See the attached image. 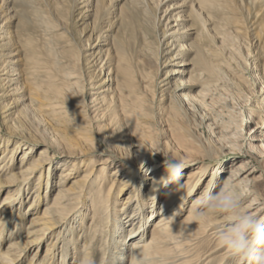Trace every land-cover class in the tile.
Returning a JSON list of instances; mask_svg holds the SVG:
<instances>
[{
	"label": "rangeland",
	"instance_id": "1",
	"mask_svg": "<svg viewBox=\"0 0 264 264\" xmlns=\"http://www.w3.org/2000/svg\"><path fill=\"white\" fill-rule=\"evenodd\" d=\"M194 1L197 2L193 6L197 15L194 14L191 21L180 22L186 26L193 24L194 32L189 35L177 32L171 38L189 44L182 63L179 57L171 59L173 53H168L172 52L171 47L165 46L170 37L163 39V26L155 19L163 14L159 11L165 7L159 6L162 0H103L105 7L102 11L90 12L87 18L78 15L77 6L81 4L76 2L75 5L74 0H0V68L6 72L0 75V135L3 138L0 142V168L4 163L8 173L14 171L24 156L30 162L41 150L45 151L42 157L48 161L42 168V182L32 184L19 199L23 213L21 226L27 223L31 214L27 207L36 195L37 186L41 195L48 196L44 202L53 196L56 185L53 182L62 171V163L72 169L64 187L69 186L71 178L91 170L93 164L107 156L106 175L125 160L139 173L151 165L164 169L165 157L169 156L183 159L185 166L192 162L195 167L208 166L211 172L215 166H224L227 159H215L211 153L213 148L203 150L199 148L201 145L207 146L213 140L216 144L249 141L251 129L264 124L262 77H259L264 75V6L261 0ZM188 5L182 13L187 14ZM90 46H94L90 51L101 54V61L92 67L88 64L92 57L85 56ZM211 59L224 74L217 78L221 82L219 90L206 92L200 90V85L206 80L207 72L200 68L203 60L210 62ZM173 61H180L182 65ZM33 66L43 67L47 72L31 80L29 72ZM109 68L115 75L110 73L114 78L111 86L115 94L124 96L122 102L135 101L134 96L138 98L132 103L131 111L122 112L116 108L113 114L98 117L99 111L89 108L93 95L88 93L92 91L91 85L97 82L95 80L105 78L103 73ZM175 69L183 73H173ZM208 70L212 74L219 71L209 67ZM94 71L97 72L93 74ZM66 75L75 77L67 81ZM44 79L54 80L51 85L61 93L59 100L65 109L60 114L54 115L48 107L49 95L29 83L35 81L39 85ZM72 81L75 84L69 86L66 83ZM178 81L184 82L180 90H176ZM18 91H21L20 95L15 94ZM182 92L198 97L192 101L177 95ZM25 96L28 99L16 101L17 97L19 100ZM9 100L15 101L9 103ZM10 106L14 107L7 110ZM15 114L32 124V129L46 128L62 140L66 139L72 156L62 157L55 143L45 145L29 141V145H16L19 138L9 134L7 129L8 120ZM110 116H115L113 124L118 125L109 134L114 127L112 123L108 125ZM206 121L221 127L218 138L210 136ZM121 146L127 147L126 151L123 150L125 155L119 151ZM142 148L150 150L149 157L144 160L140 159ZM240 150L245 151L246 147ZM184 168L183 173L189 170V167ZM3 177L0 175V179ZM46 180L50 185L48 189L45 188ZM101 182L102 179L97 180L94 188L100 187ZM146 185L143 184L142 191ZM7 187L0 185V202ZM130 190L133 191V185L116 189L115 195L108 193L106 210L100 217H92V211H85L80 206L78 220L70 222L67 229L55 224L48 237L38 245L34 264H39L41 255L54 241L57 244L52 247L55 249L52 264L61 263L63 256L68 261L64 264H75L79 257L71 261V255L88 242H92L94 264H109L111 254L105 248L107 228L104 233L100 231L94 236L88 230L89 223L106 221L109 225L110 220L104 215L111 217L113 209L110 204L120 206ZM162 197L160 194L158 200ZM42 201L38 203L36 213L40 212ZM80 202L79 205H86L90 200L82 195ZM5 206L0 208V218L7 211ZM187 210V206L182 209L176 221L185 219ZM5 222L9 224L7 219ZM15 223L10 229L18 236ZM206 238L205 233L198 234L195 252L204 254L215 246L208 245ZM6 241L4 238L0 249ZM30 254L25 252L15 264H26Z\"/></svg>",
	"mask_w": 264,
	"mask_h": 264
},
{
	"label": "bare ground",
	"instance_id": "2",
	"mask_svg": "<svg viewBox=\"0 0 264 264\" xmlns=\"http://www.w3.org/2000/svg\"><path fill=\"white\" fill-rule=\"evenodd\" d=\"M74 2L75 5L76 2L81 4L77 6V9H79L78 15L81 18L89 17L91 15L90 12H101L105 7L103 0H74ZM188 3L190 10L187 14L182 13L184 11L183 8ZM211 3L209 2L208 4ZM160 5H165L162 10L159 8V11H162L163 14L155 19L158 22L161 21V25L163 26V39H166L167 36L170 37L165 46L171 47L170 50L172 52H168L173 53L171 59L179 57L178 59L183 63L182 56H184L185 52L189 51V44L171 38L177 32L186 33L187 35L194 32L193 24L186 26L180 22L191 21V17H194V14L197 15V10L193 8V6L197 5V2L194 0H162L159 3ZM261 5L264 6V0H261ZM164 14H167V16L165 15L166 17H163ZM163 19H165V22H162ZM93 47L90 46L85 54L87 57H92L88 62L89 67L94 66L97 61H101V54L99 52L90 51ZM212 61L214 60L211 59L210 62L207 60L202 61V67L200 69L207 72L206 80L200 85V90L202 91H218V87L221 86V82L217 78H219V74L224 73L221 69L217 68L218 64ZM172 63L176 62L173 61ZM177 63L182 65L180 61H177ZM208 67L211 69L215 68V70L217 69L219 71L212 74L209 72ZM31 69L29 72V78L31 80H35L47 72L45 68L40 66H33ZM111 70L112 68H109L103 73L105 78L95 80L97 82L90 87L93 92L88 93V95H93L89 108L91 111H99L98 117L106 116L110 113L113 114L116 108H119L122 112H126V110L131 111L132 107H134L132 103L137 102L138 96L133 97L135 101L128 99L122 102L124 96L114 93V88L111 86V83L114 82L112 76L114 73L110 72ZM172 71H174L173 73H183L182 70L175 69ZM95 72L97 71H94L93 74ZM5 73V69L0 68V75ZM73 77L75 76H67L66 79L68 81V79ZM259 77H262L261 87L263 88L262 96L264 97V75ZM45 79L43 81L44 85H42V82V84L38 85L35 81H30L29 83L33 84L35 89L48 94V107L53 110L52 113L54 115L60 114L65 109L64 103L59 100L61 93L58 92V88H54L51 85L54 80ZM66 83L69 86L75 84L73 81ZM183 86L184 82L178 81L176 90H180ZM10 89L12 90V88ZM20 92L18 91L15 94L20 95ZM177 95L184 98H191L192 101H195L196 97H198L184 92L177 93ZM26 98L28 99L26 96L20 97L18 100L17 97L16 101L25 100ZM13 101L15 100H9V103H13ZM12 107L14 106H10L7 110ZM6 115L10 116V113ZM115 116L108 117L110 119L108 125L112 123V126H114ZM10 118L7 129L10 132L9 134L19 138L15 142L16 145H21V147L23 145H29V141H34V144L41 143L45 145L55 143L62 157L72 156L69 151L70 146L66 139L62 140V138L48 132L46 128L43 130L32 129V124L24 122L16 114ZM204 118L207 119L208 117ZM205 124H207L211 137L216 138L221 134V127L215 125L212 121H206ZM117 125L115 124L113 129H110L109 134L116 130ZM251 131L248 136L249 141H233L216 144L213 140L207 146L201 145L199 148L203 150L205 147L213 148L211 150L212 156H215L214 158L218 160L226 157L227 162L224 166H215L211 172H209L210 167L208 166L195 167V162L189 163L190 166H185L189 167V170L184 172L183 180L181 181L183 183L182 190L176 188L171 183L167 186L157 185L155 186V190H153V179L158 180L164 175V169L158 165H151L149 169H146L143 173H139L134 165L129 164L124 159L125 161L113 167L109 175H106L104 171L106 161L109 158L108 156L103 161L101 159V162L98 161L96 164H93L91 170L83 172L79 177L71 178L69 180V186L64 187L65 182L72 174V169L68 166L64 167V163H62V171L53 182L56 184L54 194L49 198L48 202H44L48 196L46 197L45 194L44 196L41 195L38 186L35 188L36 190L34 192L36 195L29 201L27 207L31 211V214L28 216L27 223L23 226H21L22 212L20 211L19 199L22 197L24 191H27L32 184L38 185L42 182V177H44L42 168L48 162L42 157L45 151L41 150L39 155L30 162H27L24 156L17 164L16 170L9 171V173L5 168L6 164L2 163L0 175L4 177L0 179V185L9 187H7V192L1 196L0 202V208L7 205L5 215H2L0 218V245L4 238L7 239L3 249H0V264H15L25 252H31L26 264H34L33 257H38V245L48 237L50 231L55 227V224L62 225L67 229L70 226V222L78 220L77 218L81 213L78 210L81 208L80 206L85 211H92V217L94 215L100 217L106 210L105 201L109 199L108 193L112 192L115 195L117 192L116 189L127 188L128 185H133V191L130 190L127 193L123 201L119 204L120 206L114 207L110 204L113 209L111 217L108 214L104 215L105 219L110 220L109 225L106 221L105 223L101 222L102 224L95 221H92L91 224L89 223L88 230L94 233V236L100 231L101 234L102 231L104 233L107 228L108 237L105 235L107 237L105 238V248H108L111 254L109 264H132L131 254L133 252L146 257V264H247V261H243L241 258L235 256L227 248L221 247L216 240L217 229L228 223L227 214L223 212L210 213L204 221H200L195 219L192 210L200 197L223 189L226 183L230 181L234 187V191L241 195V205L248 209L250 213L257 215V218L264 220V124L252 128ZM0 142H3L1 135ZM243 146L246 147L245 151L240 150ZM125 149L127 147H120L119 151H122L121 155H125L123 152ZM149 154L150 150L142 148L140 151V159L144 160L148 158ZM99 179H102L101 186L96 189L94 188V183ZM47 181H45L46 189L50 187ZM143 184L147 185L145 187L146 189L142 191ZM114 187L115 189L112 191ZM160 194L163 197L158 200ZM82 195L86 200L89 199L91 204H86L87 206L85 204L79 205L78 203H81ZM40 201L44 203L40 208V212L36 213ZM95 204L97 205L95 206ZM186 206L188 210L185 219L176 221V217L182 209H186ZM205 211L207 210L205 209ZM6 219L9 221V224L5 222ZM14 221L17 227L16 234L17 232L19 233L18 236L13 235L10 229V225H13ZM4 222L8 226L3 227ZM4 232L5 234H2ZM207 232L208 234H206ZM201 233H205L208 245L215 244L209 252L204 254H199L194 251L199 242L198 234ZM49 243L47 242V244ZM56 244V241L51 242L50 246L45 249V252L41 255L39 264H52L55 250L52 247ZM92 250V242L84 243L80 250H75L71 255V261L79 257V260L75 264H85V261L89 257H92ZM101 258L105 263V257L102 256ZM64 261L68 263L65 260V256H63L59 264H64Z\"/></svg>",
	"mask_w": 264,
	"mask_h": 264
},
{
	"label": "clouds",
	"instance_id": "3",
	"mask_svg": "<svg viewBox=\"0 0 264 264\" xmlns=\"http://www.w3.org/2000/svg\"><path fill=\"white\" fill-rule=\"evenodd\" d=\"M184 167L183 159L165 157L164 175L158 180L153 179V190L157 185L167 186L170 183L182 190ZM241 199L240 193L234 191L229 181L223 189L200 197L193 207V216L196 220L204 221L210 213L227 214L228 223L216 231L219 245L247 261V264H264V220L242 206ZM131 260L132 264H146V257L136 252L131 254ZM85 264H94V261L89 257Z\"/></svg>",
	"mask_w": 264,
	"mask_h": 264
}]
</instances>
